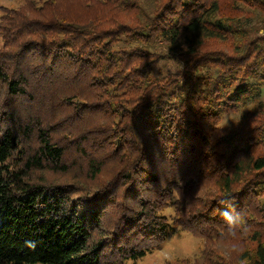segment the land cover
Instances as JSON below:
<instances>
[{
	"label": "trees",
	"instance_id": "trees-1",
	"mask_svg": "<svg viewBox=\"0 0 264 264\" xmlns=\"http://www.w3.org/2000/svg\"><path fill=\"white\" fill-rule=\"evenodd\" d=\"M0 44V264H235L226 206L264 264V0H23Z\"/></svg>",
	"mask_w": 264,
	"mask_h": 264
},
{
	"label": "rangeland",
	"instance_id": "rangeland-1",
	"mask_svg": "<svg viewBox=\"0 0 264 264\" xmlns=\"http://www.w3.org/2000/svg\"><path fill=\"white\" fill-rule=\"evenodd\" d=\"M23 3V0H0V9L2 7H18ZM1 46V44H0ZM172 70H177L176 64L169 65ZM168 66V67H169ZM264 101V94H263ZM251 105L250 107H252ZM241 111L238 115H229L224 120V126L237 127L241 123L243 116ZM201 241L183 231L174 233L163 245L157 248L152 254L136 260L127 261L124 264H175L180 260H192L198 256L201 249Z\"/></svg>",
	"mask_w": 264,
	"mask_h": 264
},
{
	"label": "clouds",
	"instance_id": "clouds-1",
	"mask_svg": "<svg viewBox=\"0 0 264 264\" xmlns=\"http://www.w3.org/2000/svg\"><path fill=\"white\" fill-rule=\"evenodd\" d=\"M227 224L226 239L221 242V251L226 260H235V264H244L243 256L246 251L243 240L246 235L244 230L245 220L240 212L226 206L221 213Z\"/></svg>",
	"mask_w": 264,
	"mask_h": 264
}]
</instances>
